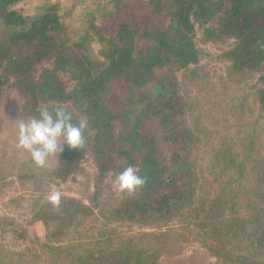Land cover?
I'll return each instance as SVG.
<instances>
[{
	"label": "trees",
	"instance_id": "trees-1",
	"mask_svg": "<svg viewBox=\"0 0 264 264\" xmlns=\"http://www.w3.org/2000/svg\"><path fill=\"white\" fill-rule=\"evenodd\" d=\"M20 1L0 0V89L19 92L25 119L41 108L62 107L74 123L81 117L88 120L83 148L64 146L53 158V167L44 171L46 177L60 183L74 180L90 157L96 168L95 201L109 174L115 178L134 166L146 183L109 205L111 218L159 228L190 221L186 225L204 232L203 238L197 235L199 246L219 264H264V207L252 203L244 192L253 153L249 144L238 153L224 147L215 151L213 168L221 186L204 211L196 210L203 187L192 157L200 139L185 122L178 87L158 79L164 71L194 75L190 68L201 56L197 30L208 42L230 39L233 45L222 55L229 63L228 73L242 79L258 74L251 91L264 116V0H142L167 24L119 20L107 35L91 21L88 30L102 47L100 64L85 55L83 42L68 38L55 6L30 18L14 8ZM122 3L114 0V12L121 11ZM117 82L127 89L119 109L109 103ZM259 167L257 185L264 195V160ZM90 213L86 205L70 198H61L59 207L49 201L43 204L35 223L41 225L46 242L37 249L27 230L10 218H0V264H24L30 256L37 258L41 247L53 264H65L62 251L52 242L59 234L69 235L75 218ZM220 213L224 219L217 216ZM147 258V251L136 246L114 257L88 252L79 261L150 264Z\"/></svg>",
	"mask_w": 264,
	"mask_h": 264
},
{
	"label": "rangeland",
	"instance_id": "rangeland-1",
	"mask_svg": "<svg viewBox=\"0 0 264 264\" xmlns=\"http://www.w3.org/2000/svg\"><path fill=\"white\" fill-rule=\"evenodd\" d=\"M122 2L120 12H114V0H21L14 8L32 18L42 14L48 6H55L68 38L83 42L85 55L91 62L100 64L103 62L100 57L102 47L88 30L91 21L107 35L112 33L113 25L119 20L146 25L167 24L162 15L153 14L143 6L142 0ZM107 12H113L112 16L109 14L104 18ZM196 44L201 56L198 65L190 68L194 75L183 70L164 71L158 75V79H167L171 86L178 87L185 108V122L200 139L197 153L192 157L199 173V185L203 187L198 191L200 199L195 209L204 211L221 186V180L216 177L217 170L213 168L215 151L224 147L238 153L248 144V150L253 153L247 166L244 192L252 203L264 207V195L260 194L257 185L259 165L264 160V116L251 91L258 74L243 79L229 75V63L222 55L233 45L230 39L208 42L197 30ZM126 95V86L115 83L110 105L119 109ZM21 103L16 89H0V218H10L17 227L27 230L37 244L36 249L46 240L41 225L35 223V214L49 201L50 193L59 192L61 198L75 199L91 210L87 217L75 218L68 236L59 234L54 238L53 248L62 251V263L81 264L79 260L88 252L99 251L114 257L127 248L140 246L147 251L150 264H219L207 249L199 246L197 235L203 238L204 232L186 225L190 221L179 220L159 228L111 218L107 212L109 205L133 192L117 191L113 185L115 178L109 174L94 201L96 168L90 157L83 161L74 180L60 183L48 179L44 171L53 167V158H49L44 168H38L28 153L17 146L18 124L26 120ZM27 175L32 178H24ZM217 216L223 218L224 213ZM42 251L41 247L37 258L30 256L24 264H53L49 260L50 254ZM154 251L161 253L155 257Z\"/></svg>",
	"mask_w": 264,
	"mask_h": 264
},
{
	"label": "clouds",
	"instance_id": "clouds-1",
	"mask_svg": "<svg viewBox=\"0 0 264 264\" xmlns=\"http://www.w3.org/2000/svg\"><path fill=\"white\" fill-rule=\"evenodd\" d=\"M87 129L86 117L74 123L72 114L62 107L52 110L41 108L37 115L19 122L17 146L28 153L36 167L44 168L49 158H55L64 146L75 150L83 148ZM145 183V178L138 174L134 166L125 168L113 181L117 191L127 193L142 188ZM60 200L59 192L50 193L49 202L54 207H59Z\"/></svg>",
	"mask_w": 264,
	"mask_h": 264
}]
</instances>
